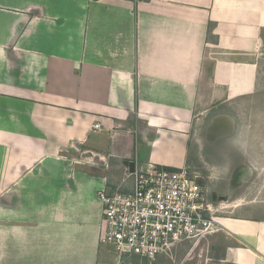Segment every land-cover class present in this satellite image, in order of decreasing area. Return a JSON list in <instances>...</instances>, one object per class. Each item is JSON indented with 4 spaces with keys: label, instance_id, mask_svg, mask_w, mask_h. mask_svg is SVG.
I'll return each instance as SVG.
<instances>
[{
    "label": "crops",
    "instance_id": "0c3cea01",
    "mask_svg": "<svg viewBox=\"0 0 264 264\" xmlns=\"http://www.w3.org/2000/svg\"><path fill=\"white\" fill-rule=\"evenodd\" d=\"M262 102L264 0H0V264H121L99 191L131 192L127 162L210 166L208 132ZM207 190L206 263L264 264V219Z\"/></svg>",
    "mask_w": 264,
    "mask_h": 264
},
{
    "label": "built area",
    "instance_id": "2783aa9c",
    "mask_svg": "<svg viewBox=\"0 0 264 264\" xmlns=\"http://www.w3.org/2000/svg\"><path fill=\"white\" fill-rule=\"evenodd\" d=\"M130 175L131 192L98 193L99 241L119 258L151 262L178 243L194 244L220 230L207 187L189 169L148 164L135 166Z\"/></svg>",
    "mask_w": 264,
    "mask_h": 264
},
{
    "label": "rangeland",
    "instance_id": "374dc122",
    "mask_svg": "<svg viewBox=\"0 0 264 264\" xmlns=\"http://www.w3.org/2000/svg\"><path fill=\"white\" fill-rule=\"evenodd\" d=\"M251 105L254 103H250ZM262 106L264 102L258 108ZM236 110L239 111L234 107L236 114L233 115L235 118L242 117L247 122L249 126L247 133L241 131V126L238 128L234 126V130L227 131L217 126V129L208 132L212 138H215L211 140L215 145L210 147L212 157L210 166L195 158L189 164L193 165L189 171L198 176L199 182L205 184L204 187H208L211 194L213 192L212 198L215 199L216 196L218 204L224 203V200L225 202L227 200L228 204L244 203V208L250 216L264 219V162L262 161L264 160V115L256 113L257 109H249L250 113L246 115H239ZM225 132L227 136L222 139V135H226ZM196 150L203 155L201 147L200 149L197 147ZM211 168L214 171L213 169L211 171ZM215 207L214 205L215 212H218ZM214 241L219 242L220 237L211 240L213 243ZM209 242L210 239L201 240L196 248H193L196 243L187 242L185 256L180 253L181 256L177 257L181 259L180 264H183L185 259V264H207L208 257L216 259L217 253L210 248ZM120 258L121 264H148L146 260L136 257Z\"/></svg>",
    "mask_w": 264,
    "mask_h": 264
},
{
    "label": "water",
    "instance_id": "95a60500",
    "mask_svg": "<svg viewBox=\"0 0 264 264\" xmlns=\"http://www.w3.org/2000/svg\"><path fill=\"white\" fill-rule=\"evenodd\" d=\"M126 163V162H125ZM128 164V167H129V172H133V169H134V162H127Z\"/></svg>",
    "mask_w": 264,
    "mask_h": 264
},
{
    "label": "bare ground",
    "instance_id": "6f19581e",
    "mask_svg": "<svg viewBox=\"0 0 264 264\" xmlns=\"http://www.w3.org/2000/svg\"><path fill=\"white\" fill-rule=\"evenodd\" d=\"M217 221V220H216Z\"/></svg>",
    "mask_w": 264,
    "mask_h": 264
}]
</instances>
